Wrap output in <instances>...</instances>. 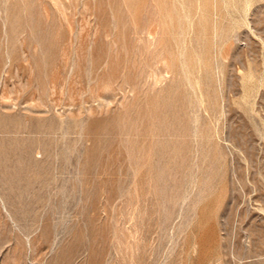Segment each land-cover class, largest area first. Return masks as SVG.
Instances as JSON below:
<instances>
[{"label": "rangeland", "instance_id": "rangeland-1", "mask_svg": "<svg viewBox=\"0 0 264 264\" xmlns=\"http://www.w3.org/2000/svg\"><path fill=\"white\" fill-rule=\"evenodd\" d=\"M0 264H264V0H0Z\"/></svg>", "mask_w": 264, "mask_h": 264}, {"label": "bare ground", "instance_id": "bare-ground-1", "mask_svg": "<svg viewBox=\"0 0 264 264\" xmlns=\"http://www.w3.org/2000/svg\"><path fill=\"white\" fill-rule=\"evenodd\" d=\"M223 2H224V1H223ZM247 2H248V1H247ZM245 5H246V4H245ZM246 6H247V5H246ZM245 8H246V7H245ZM247 22H248V21H247ZM158 35H159V34H158ZM154 44H155V43H154ZM161 50H162V47H161ZM163 50H164V48H163ZM149 52H150V50H149ZM155 59H156V58H155ZM155 59H154V60H155ZM157 59H158V58H157ZM158 60H159V59H158ZM163 61H164V59H163ZM105 86H108V85H105ZM109 87H110V86H108V88H109ZM106 88H107V87H106ZM106 88H105V91H106ZM108 88H107V89H108ZM194 130H195V129H194Z\"/></svg>", "mask_w": 264, "mask_h": 264}]
</instances>
